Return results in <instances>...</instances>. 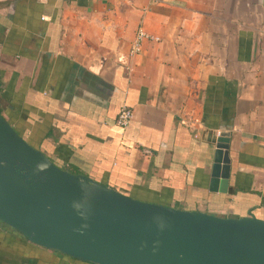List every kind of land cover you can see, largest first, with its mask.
<instances>
[{"label": "crops", "instance_id": "obj_1", "mask_svg": "<svg viewBox=\"0 0 264 264\" xmlns=\"http://www.w3.org/2000/svg\"><path fill=\"white\" fill-rule=\"evenodd\" d=\"M0 112L133 197L264 219V0H0ZM0 264L96 263L0 220Z\"/></svg>", "mask_w": 264, "mask_h": 264}, {"label": "water", "instance_id": "obj_2", "mask_svg": "<svg viewBox=\"0 0 264 264\" xmlns=\"http://www.w3.org/2000/svg\"><path fill=\"white\" fill-rule=\"evenodd\" d=\"M223 150L216 148L215 164ZM226 185L223 178L220 190ZM0 220L34 243L96 264H264L263 218L143 200L71 172L1 112Z\"/></svg>", "mask_w": 264, "mask_h": 264}, {"label": "built area", "instance_id": "obj_3", "mask_svg": "<svg viewBox=\"0 0 264 264\" xmlns=\"http://www.w3.org/2000/svg\"><path fill=\"white\" fill-rule=\"evenodd\" d=\"M158 38L159 37L157 35H154L149 31L145 30L142 26H139L136 30L133 40L131 41L129 52L136 53L137 51H139L141 48V43L145 39H158ZM132 117H133V110L126 104H123L120 106L116 118V123L120 126H125L129 123Z\"/></svg>", "mask_w": 264, "mask_h": 264}, {"label": "trees", "instance_id": "obj_4", "mask_svg": "<svg viewBox=\"0 0 264 264\" xmlns=\"http://www.w3.org/2000/svg\"><path fill=\"white\" fill-rule=\"evenodd\" d=\"M18 132V131H17ZM66 169V168H65ZM67 170H69V171H71V172H76V171H74V170H70V169H67ZM77 173V172H76ZM124 193V192H123ZM127 194V193H126Z\"/></svg>", "mask_w": 264, "mask_h": 264}]
</instances>
